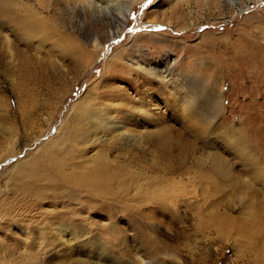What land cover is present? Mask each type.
<instances>
[{
  "label": "rangeland",
  "instance_id": "374dc122",
  "mask_svg": "<svg viewBox=\"0 0 264 264\" xmlns=\"http://www.w3.org/2000/svg\"><path fill=\"white\" fill-rule=\"evenodd\" d=\"M7 1L0 264H264V0Z\"/></svg>",
  "mask_w": 264,
  "mask_h": 264
},
{
  "label": "bare ground",
  "instance_id": "6f19581e",
  "mask_svg": "<svg viewBox=\"0 0 264 264\" xmlns=\"http://www.w3.org/2000/svg\"><path fill=\"white\" fill-rule=\"evenodd\" d=\"M10 6H11V4L9 3V1L0 0V8H1L0 17L5 15V13L10 9ZM131 6H132L131 4L126 6V15H128L130 10L132 9ZM35 15H36V13L34 12L32 17L30 16L29 19L26 22V23L29 22L28 23V28L25 31L27 38H32V37L34 38V34L37 33V31H38V28L35 27V22H34ZM126 15L124 17H126ZM37 21H38V19H37ZM7 23H8V21H3L0 24L1 25H7ZM38 23H39V21H38ZM39 24H42V27H43L40 30H42L45 33H47L46 31H52L53 32V30H55V28L53 26H50L49 24H45V23H39ZM70 38H68V36L66 37V40H67L68 44H66L64 47L66 48L67 51H71L72 50L71 47H73L72 46L73 45V40L70 39ZM163 85H165V87L171 89V87H173L175 85V82L174 81H172V82L171 81L170 82H164L163 81ZM206 97H208V96H206ZM210 97H212V96H210ZM210 99H208L207 101L205 100V101L206 102H210ZM220 100H221L220 98L218 100L213 98V100L211 101V104H213V105H215L217 107L219 105ZM80 103L81 102H79L78 105ZM183 107L186 108V110L191 109V106H183ZM112 110L113 109H111V111L109 110L110 113H106L101 108H99L98 110H96L95 113L90 115L89 119H86V121H88V123H87V126H86V131L83 134L82 142L89 143L90 140L93 138L94 141L92 140V142L88 144V145H90V144L93 145L94 142H96L98 140H103V137H99L98 136L99 134H105L108 131H112L115 134H117L118 136H125L126 135V131H124L123 125L118 123L117 117L116 118L114 117L115 110L114 111H112ZM211 159L218 167H223L222 161L217 156H213ZM34 163L35 162H33V164ZM25 164H26L25 166L31 167L30 163H25ZM36 166H38V164H36ZM249 167H252L251 173H252V175L255 176L254 179L258 180V181L262 180V185H263V181H264V177H263V173H262L263 171L258 166V163L254 162V163H252V165H249ZM221 169H223V168H221ZM17 173L23 174L24 173V168L21 169V170H18ZM102 181L103 180H100V179L95 180V182H102ZM250 181L249 180L245 181L244 185L249 190H251V192H255L256 190L254 189V186L252 185V183ZM42 195H43V193H42ZM169 196H171L170 193L166 192L162 196H160V199H164V198L169 197ZM254 197H257V196L255 195ZM35 201L36 202H40V201H42V198H37V199H35ZM51 225H52V227H57L56 231H55L57 233V235L59 234V236L62 235L63 237H67L68 236L66 228H64L65 230H63L62 227H59V225L58 226L57 225H53V224H51Z\"/></svg>",
  "mask_w": 264,
  "mask_h": 264
}]
</instances>
